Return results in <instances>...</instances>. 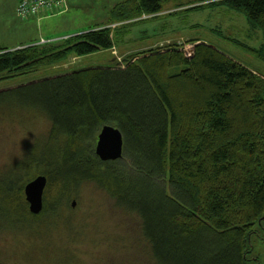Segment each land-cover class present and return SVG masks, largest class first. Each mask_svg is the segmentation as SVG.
<instances>
[{
	"label": "trees",
	"instance_id": "16d2710c",
	"mask_svg": "<svg viewBox=\"0 0 264 264\" xmlns=\"http://www.w3.org/2000/svg\"><path fill=\"white\" fill-rule=\"evenodd\" d=\"M169 4L243 14L250 31L263 35L259 47H244L264 64V0H126L112 23L156 16ZM118 31L95 26L60 42L0 47V80L112 50ZM192 41L187 51L168 43L125 65L110 60L1 88L0 125L41 120L48 138H36L0 171L23 175L15 187L0 186V227L28 221L36 236L50 231L78 187L93 182L135 219L132 240L148 264H253L252 237L264 232V74ZM104 125L123 134L120 159L96 155ZM41 174L55 196L47 203L44 193L34 214L25 186Z\"/></svg>",
	"mask_w": 264,
	"mask_h": 264
},
{
	"label": "rangeland",
	"instance_id": "374dc122",
	"mask_svg": "<svg viewBox=\"0 0 264 264\" xmlns=\"http://www.w3.org/2000/svg\"><path fill=\"white\" fill-rule=\"evenodd\" d=\"M123 1L126 0H69V6L61 12L23 18L16 12L18 0H0V47L11 50L48 41L60 42L95 26L111 27L113 35L118 30H121L119 34L124 32L121 42L112 50L86 56L69 55L57 64L15 78L1 79L0 89L83 67L108 64L110 60L125 65L126 59L134 61L140 56L135 53L141 54L168 43H177L187 51L194 45L192 40L197 38L246 64L254 73L264 74V64L244 47L245 44L251 48L259 47L262 31H250L243 14L223 5L183 10L187 7L175 9L169 4L156 16L143 15L135 22L112 23L113 12ZM25 124L5 122L0 125V171L25 154L36 138L42 141L48 138L47 134H41L46 130L45 122L38 120ZM22 176L3 172L0 186L15 187L16 179ZM55 190L56 186L52 184L46 186L47 203L55 196ZM74 194L76 197L73 199L72 196L69 201L73 204L62 207L65 217L50 231L41 230L39 236L26 230L34 226L28 225V221L1 226L0 264H148L140 245L132 240V232L137 226L132 216H127L120 207L117 209L115 201L93 182L83 183ZM69 212L72 218L67 216ZM69 228L76 234L68 233ZM259 231L258 236L252 237L255 251L250 256L255 258L253 264H264V232Z\"/></svg>",
	"mask_w": 264,
	"mask_h": 264
},
{
	"label": "water",
	"instance_id": "95a60500",
	"mask_svg": "<svg viewBox=\"0 0 264 264\" xmlns=\"http://www.w3.org/2000/svg\"><path fill=\"white\" fill-rule=\"evenodd\" d=\"M95 151L103 161L120 159L124 153V139L121 130L112 125H104L97 135ZM46 184L47 177L38 175L25 186L29 210L34 214H38L43 209Z\"/></svg>",
	"mask_w": 264,
	"mask_h": 264
},
{
	"label": "built area",
	"instance_id": "2783aa9c",
	"mask_svg": "<svg viewBox=\"0 0 264 264\" xmlns=\"http://www.w3.org/2000/svg\"><path fill=\"white\" fill-rule=\"evenodd\" d=\"M69 6V0H20L16 12L23 18L38 16L43 12L58 13Z\"/></svg>",
	"mask_w": 264,
	"mask_h": 264
},
{
	"label": "crops",
	"instance_id": "0c3cea01",
	"mask_svg": "<svg viewBox=\"0 0 264 264\" xmlns=\"http://www.w3.org/2000/svg\"><path fill=\"white\" fill-rule=\"evenodd\" d=\"M19 1V0H18ZM71 5V4H70ZM65 13V12H64Z\"/></svg>",
	"mask_w": 264,
	"mask_h": 264
}]
</instances>
